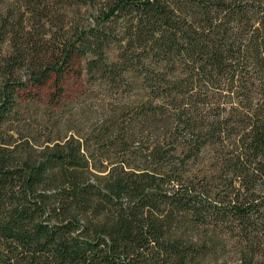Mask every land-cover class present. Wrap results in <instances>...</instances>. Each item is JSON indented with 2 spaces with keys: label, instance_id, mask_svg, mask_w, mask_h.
<instances>
[{
  "label": "trees",
  "instance_id": "obj_1",
  "mask_svg": "<svg viewBox=\"0 0 264 264\" xmlns=\"http://www.w3.org/2000/svg\"><path fill=\"white\" fill-rule=\"evenodd\" d=\"M75 1L58 36L0 23V264H264V0ZM74 74L121 103L98 128H15Z\"/></svg>",
  "mask_w": 264,
  "mask_h": 264
},
{
  "label": "rangeland",
  "instance_id": "obj_2",
  "mask_svg": "<svg viewBox=\"0 0 264 264\" xmlns=\"http://www.w3.org/2000/svg\"><path fill=\"white\" fill-rule=\"evenodd\" d=\"M50 6L47 11L50 10L51 22L43 28L41 23L36 17L37 13H40V8L36 5L34 13L29 15H22L20 11L21 0H0V23H5L7 26L3 27V32L6 39V44H13V42H19V44H25L27 37L25 33L31 30L35 38L42 36L43 31L50 34L57 33V36L62 34V28L64 25V0H48ZM75 15L72 17L73 26H82L92 22L95 18L97 7H90V13L81 14L88 8L86 5H79L75 0H69ZM86 6V7H85ZM24 10V8L22 9ZM11 14V15H10ZM2 16H7L6 21ZM64 16V17H63ZM30 18V19H28ZM87 18V19H86ZM113 29L125 30L126 22L124 18L119 19L117 22H108ZM4 26V24H3ZM28 36V34L26 33ZM9 38H11L9 40ZM64 91L53 96L50 88L46 89H26L21 92V95L27 100H24L20 108L19 113L15 117V128H35L42 132H49L51 129L61 128H98L102 122L104 109L109 108L117 109L120 106L118 101H97L96 99L88 98L84 99L80 95V89L82 88L83 81L77 77L69 76L65 83H63ZM32 92V93H30ZM32 97L37 100H30ZM54 97V101H53ZM45 101L48 105H44L41 102ZM108 112V114H109Z\"/></svg>",
  "mask_w": 264,
  "mask_h": 264
}]
</instances>
